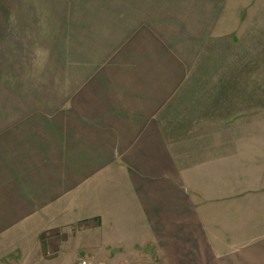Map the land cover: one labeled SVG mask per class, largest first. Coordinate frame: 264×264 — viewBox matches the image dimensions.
I'll return each instance as SVG.
<instances>
[{
    "label": "crops",
    "instance_id": "crops-1",
    "mask_svg": "<svg viewBox=\"0 0 264 264\" xmlns=\"http://www.w3.org/2000/svg\"><path fill=\"white\" fill-rule=\"evenodd\" d=\"M249 12L0 0V264H264L251 135L193 129L209 46Z\"/></svg>",
    "mask_w": 264,
    "mask_h": 264
},
{
    "label": "rangeland",
    "instance_id": "rangeland-1",
    "mask_svg": "<svg viewBox=\"0 0 264 264\" xmlns=\"http://www.w3.org/2000/svg\"><path fill=\"white\" fill-rule=\"evenodd\" d=\"M242 15L246 16L245 22H249V26L234 29L233 36L239 39L235 44L229 40L231 36H225L209 46L211 57L192 100L197 114H201L207 123L192 125L196 132L208 134L217 131L249 133L251 151H255V156L251 157L255 168L251 171L258 175L264 174V13ZM254 42L257 46L253 48L250 44ZM227 54L233 55L232 58ZM229 67L235 70L233 86L231 80L224 77L226 72L230 74L226 71ZM238 115L239 119L228 122L230 117Z\"/></svg>",
    "mask_w": 264,
    "mask_h": 264
},
{
    "label": "built area",
    "instance_id": "built-area-1",
    "mask_svg": "<svg viewBox=\"0 0 264 264\" xmlns=\"http://www.w3.org/2000/svg\"><path fill=\"white\" fill-rule=\"evenodd\" d=\"M77 264H91L87 259H85V258H82V259H80L78 262H77Z\"/></svg>",
    "mask_w": 264,
    "mask_h": 264
}]
</instances>
